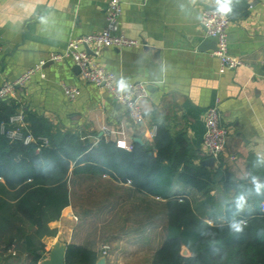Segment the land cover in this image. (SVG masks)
<instances>
[{
	"label": "crops",
	"instance_id": "crops-1",
	"mask_svg": "<svg viewBox=\"0 0 264 264\" xmlns=\"http://www.w3.org/2000/svg\"><path fill=\"white\" fill-rule=\"evenodd\" d=\"M108 2L0 0V85L17 79L50 53L66 49L72 37L101 30ZM213 4V0L123 1L122 31L146 45L103 48L93 58L115 73L116 84L124 78L128 85L138 81L146 85L141 124H134L104 88L83 80L71 59L48 63L46 77L34 75L13 101L19 110L40 116L61 131L78 133L92 145L105 139L128 149L139 138L155 153L154 137L163 125L175 141L182 139L191 146L195 163L214 178L209 195L181 182L173 184L170 194L189 199L210 225L224 224L228 211L236 209V198L253 188L251 178L264 183V163H257L258 156H264V0H232L229 51L244 65L225 71H220V61L212 55L214 40L200 22L202 10ZM63 83L80 88V96L68 99ZM216 99L221 123L228 130L226 150L205 163L210 158L202 143L205 113ZM72 168L73 164L69 205L50 223L56 234L43 238L46 250L61 241L67 248L73 244L94 250L106 264H153L166 234L165 199L110 172L74 176ZM262 202L264 191L253 192L239 212L252 215ZM104 245H109L106 255ZM183 249L190 256L188 248ZM5 257L2 264H27L14 248H8Z\"/></svg>",
	"mask_w": 264,
	"mask_h": 264
},
{
	"label": "trees",
	"instance_id": "trees-1",
	"mask_svg": "<svg viewBox=\"0 0 264 264\" xmlns=\"http://www.w3.org/2000/svg\"><path fill=\"white\" fill-rule=\"evenodd\" d=\"M19 111L13 100L0 101V264L8 248L24 256L27 264H38L46 253L43 238L54 236L50 223L69 205V172L89 175L110 172L124 183L165 199V239L154 254L153 264H264V212L228 211L224 224L210 225L198 216L189 199L170 194L176 182L209 195L214 178L195 163V153L182 139L159 125L155 153L137 142L125 149L105 139L92 145L81 135L61 131L44 118L25 111V121L34 137L48 139L25 144L11 141L1 124ZM39 149V150H38ZM244 222L243 231L233 232L229 222ZM2 245H5L2 247ZM187 247L190 256L182 255ZM10 256V255H9ZM92 249L69 245L66 264H96Z\"/></svg>",
	"mask_w": 264,
	"mask_h": 264
},
{
	"label": "built area",
	"instance_id": "built-area-1",
	"mask_svg": "<svg viewBox=\"0 0 264 264\" xmlns=\"http://www.w3.org/2000/svg\"><path fill=\"white\" fill-rule=\"evenodd\" d=\"M124 0H109L106 7L105 25L96 32L88 33L69 39L66 49L61 52H53L46 59L27 68L17 79L5 80L0 85V101L14 100L18 89L26 88L34 75L40 73L45 78L44 68L48 63L62 62L71 59L79 68L81 78L98 87L104 88L110 96L121 106L125 107L127 114L134 124H141L145 120L141 101L147 96V87L142 82H132L127 90L119 91L116 84V75L100 66L93 56H98L103 48L114 47H141L146 43L128 37L121 29L120 18L123 13ZM201 25L205 28L206 36L216 42L217 49L212 55L220 61V71L233 70L244 65V61L234 56L229 51L228 29L231 18L220 16L215 12V5L208 6L202 10L200 17ZM91 51L89 53L88 51ZM66 97L75 100L81 94L80 88L67 83L62 84ZM205 131L203 135V146L210 157L219 159L226 150L228 130L221 123L220 99L208 107L204 119ZM1 132L11 141H22L25 144L41 142V146L48 145V139L34 137L28 129L25 121V113L19 110L10 116L7 122L1 124ZM132 147H128L131 149ZM39 150V149H38ZM264 212V202L261 204ZM109 245H104L102 255H106ZM38 264H42L40 261Z\"/></svg>",
	"mask_w": 264,
	"mask_h": 264
},
{
	"label": "clouds",
	"instance_id": "clouds-1",
	"mask_svg": "<svg viewBox=\"0 0 264 264\" xmlns=\"http://www.w3.org/2000/svg\"><path fill=\"white\" fill-rule=\"evenodd\" d=\"M215 5V12L220 16H227L232 11V0H213ZM41 22L45 23L46 20L42 17ZM117 88L119 91H125L128 88L124 78H121L118 81ZM257 163H264V156H258ZM251 183L253 188L248 189L246 192H242L235 200V207L237 212L242 211L247 203V196L251 195L253 192L257 195H260L264 191V183H261L259 179L255 176L251 178ZM244 222L242 220H236L235 216L229 222V228L233 232L243 231Z\"/></svg>",
	"mask_w": 264,
	"mask_h": 264
},
{
	"label": "water",
	"instance_id": "water-1",
	"mask_svg": "<svg viewBox=\"0 0 264 264\" xmlns=\"http://www.w3.org/2000/svg\"><path fill=\"white\" fill-rule=\"evenodd\" d=\"M204 43H206V41ZM212 43L214 44V50H216L217 49L216 42L213 41ZM88 52L91 53L90 50ZM134 141L141 145L143 144L142 140L139 138H135ZM209 161H214V158L210 157L208 160L204 162L207 163ZM66 251H67L66 245L61 241H58L52 247V249L48 253H46L45 258L41 262L42 264H66ZM182 255L186 256L187 250L182 249ZM96 264H106L105 258L104 257L100 258Z\"/></svg>",
	"mask_w": 264,
	"mask_h": 264
}]
</instances>
